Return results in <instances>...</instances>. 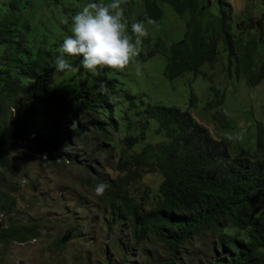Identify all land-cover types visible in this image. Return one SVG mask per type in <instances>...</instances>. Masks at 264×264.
<instances>
[{"label": "trees", "instance_id": "1", "mask_svg": "<svg viewBox=\"0 0 264 264\" xmlns=\"http://www.w3.org/2000/svg\"><path fill=\"white\" fill-rule=\"evenodd\" d=\"M59 1L52 0V4ZM25 2L1 4L0 212L6 216L5 223L0 220L1 247L33 239L40 228L36 217L28 215L23 221L15 216L16 197L11 189H17L15 179L24 175L26 164L18 165L15 156L25 148L27 153L44 156L47 165L70 162L79 167L84 173L81 189L88 183L93 192L101 182L109 185L96 201L103 209L106 228L126 233L124 244L114 241L123 264L135 246L157 251L162 257L160 264H192V248L201 234L211 243L204 264H264V104L263 121L254 124L253 147L235 148L230 155L227 141L214 139L187 108L144 103L125 93L128 107L142 109L135 112L140 116L137 124L124 121L127 108L118 96L117 81L111 82L114 78L107 73L112 69L93 75L80 65L81 57L66 55L69 61L77 62L79 70L64 79L68 80L64 89H49L53 62L59 55L56 46L52 49L54 39L50 36L59 41L68 29H57L55 13L38 20L23 15ZM160 3L179 16L187 14L184 30L170 38L166 47L155 35L152 48L148 35L136 60L160 52L165 59L162 75L166 80L184 74L205 77L201 67L212 64L220 42L226 53L227 75L233 65L234 74L249 87L264 79V60L258 55V46L264 45V11L247 25L254 33L241 37L230 30V8L225 0H206L204 5L197 0H127L124 7L129 32L131 23L139 20H144L149 30L146 16L160 20ZM212 7L215 12L211 14ZM32 23L47 39L25 37L23 26L29 30ZM101 82L107 84L106 93L99 90ZM207 92L206 108L221 105L224 86L209 85ZM193 100L190 94V104ZM110 130L118 135L111 138ZM101 154L116 155L114 177L97 171ZM145 167L158 174L154 187L135 186ZM130 186L133 191L143 189L133 193ZM57 239L56 244L62 246L65 236Z\"/></svg>", "mask_w": 264, "mask_h": 264}, {"label": "rangeland", "instance_id": "2", "mask_svg": "<svg viewBox=\"0 0 264 264\" xmlns=\"http://www.w3.org/2000/svg\"><path fill=\"white\" fill-rule=\"evenodd\" d=\"M8 0H0V17L4 13L3 5ZM26 8L23 15H31L34 20L41 19L44 15L55 13L59 20L57 29H68L61 34V39H54L52 49L56 46L59 50L63 39L71 35V17L92 0H60L52 4V0H26ZM204 5L206 0H197ZM229 4L230 30L235 36L246 37L254 33L248 28V23L260 16L264 11L263 0H225ZM24 2V0H22ZM162 18L154 25H148L149 41L153 48L155 35H159L162 46L168 44L170 38L181 35L187 14H176L166 3H160ZM215 9L211 8V14ZM210 14V11H209ZM37 24L32 23L29 30L23 26L25 37L36 39L46 38L42 32L35 31ZM19 37L24 35L18 34ZM151 35V37H150ZM29 36V37H28ZM32 42L29 40V43ZM30 46L42 49L39 44ZM164 47V48H165ZM44 48V47H43ZM258 55L264 60V45L258 46ZM66 58V57H65ZM67 59V58H66ZM164 57L160 52H155L144 60H136L123 70L112 69L107 71L111 82L117 81L118 96L126 106L127 119L137 124L140 116L135 112L142 106L128 107L129 99L125 93L135 96V100L141 99L144 103H159L164 106H175L180 109L187 108L191 117L203 125L214 139L227 141L230 155L238 147H253L254 124L263 121L262 106L264 104V79L249 87L240 76L233 72V65L229 67L227 75L226 53L220 42L216 45V57L211 65H203L201 71L205 77L184 74L182 77L168 81L162 75ZM75 67L76 61H70ZM53 76L48 86L64 89V83L75 72H57L53 62ZM206 77H209L208 80ZM224 86L225 92L222 103L214 108H206L205 101L208 98L209 85ZM67 88L70 85L66 86ZM190 94H193L194 104H190ZM143 122V119L141 120ZM118 134L109 131L111 138ZM151 135V132L148 133ZM99 141L102 137H99ZM94 145L92 146V148ZM99 156L98 170L107 172L109 177L117 173L113 163L116 155L109 160ZM18 165L22 162L24 175L15 179L17 189H11L16 197L17 213L15 216L25 220L26 216L36 217L40 220L38 235L23 243L10 242L6 248L0 245V264H123L120 260L121 251L114 241L122 244L126 242L124 230L115 228L109 230L102 220V207L97 204L96 193L90 187V183L81 190L83 171L71 164L57 166L47 165L45 157L35 156V152L27 153L25 148L20 149L15 156ZM102 162H105L102 167ZM99 172V171H98ZM159 180L156 172L144 168L136 187H154ZM5 186L6 183L3 182ZM130 189L133 193L132 187ZM0 220L6 222V216L0 212ZM65 236L63 245L56 244L57 236ZM211 240V237H210ZM211 244V243H210ZM208 236L201 234L195 242L192 252L194 259L192 264H204L210 256ZM129 247V243L126 245ZM157 252V251H156ZM150 251L148 246L139 249L132 248L127 264H160L161 256ZM160 253H162L160 251ZM153 256V257H152ZM189 259V258H188Z\"/></svg>", "mask_w": 264, "mask_h": 264}, {"label": "clouds", "instance_id": "3", "mask_svg": "<svg viewBox=\"0 0 264 264\" xmlns=\"http://www.w3.org/2000/svg\"><path fill=\"white\" fill-rule=\"evenodd\" d=\"M127 0H110L109 3H89L71 17V35L63 39L59 55L55 58L57 72H75L74 67L65 56L81 57L83 69L99 75L101 69L123 70L135 61L142 51L143 40L148 37L145 21L139 20L129 24L125 18ZM148 25L156 21L145 17ZM99 90L107 92V84L101 82ZM109 185L99 183L95 193L102 196ZM82 190V189H81Z\"/></svg>", "mask_w": 264, "mask_h": 264}]
</instances>
